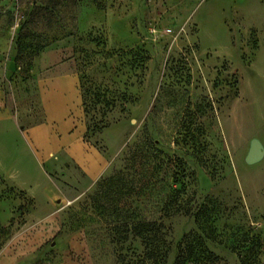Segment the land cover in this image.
I'll use <instances>...</instances> for the list:
<instances>
[{
    "label": "rangeland",
    "instance_id": "obj_1",
    "mask_svg": "<svg viewBox=\"0 0 264 264\" xmlns=\"http://www.w3.org/2000/svg\"><path fill=\"white\" fill-rule=\"evenodd\" d=\"M47 75L75 78L92 176L26 145ZM0 86V264H152L131 233L145 222L165 264L186 247L264 264V157L246 161L252 140L264 156V0H0ZM147 142L182 161L174 208L125 194Z\"/></svg>",
    "mask_w": 264,
    "mask_h": 264
},
{
    "label": "crops",
    "instance_id": "obj_2",
    "mask_svg": "<svg viewBox=\"0 0 264 264\" xmlns=\"http://www.w3.org/2000/svg\"><path fill=\"white\" fill-rule=\"evenodd\" d=\"M47 76L38 83L45 122L23 133L26 145L45 159L57 152L66 151L76 163L86 166V171L92 176L101 158L93 148L83 143V126L77 127L75 116L79 117L80 109L75 78L70 75ZM2 90L0 86V119L6 117L8 120L12 111Z\"/></svg>",
    "mask_w": 264,
    "mask_h": 264
},
{
    "label": "trees",
    "instance_id": "obj_3",
    "mask_svg": "<svg viewBox=\"0 0 264 264\" xmlns=\"http://www.w3.org/2000/svg\"><path fill=\"white\" fill-rule=\"evenodd\" d=\"M83 92V104H84V95ZM85 108V104H84ZM85 114L86 108L84 109ZM88 130V129H87ZM150 139V138H149ZM146 151L143 149H139L135 154H133L128 161H130L131 165L135 164L136 160H138V164L141 168V179H140V187L139 192L134 193L133 189H127L126 196L131 195H142V196H149L152 193L157 194L158 196L160 194H167L165 196L166 200L164 205V210L168 209L169 207L174 208L175 204L174 200L175 198L180 194V190H176L170 185L169 177L173 178V183H176L179 181V179H186L187 176L181 169L182 161L171 159L165 154H163L162 151L156 148L155 145H152L150 142L146 143ZM160 174H163V179L160 178ZM171 174V176H170ZM105 181H102L101 183L106 184ZM180 212L184 214H189L190 209L189 205H180L179 207H176V209L172 212L173 214H179ZM201 213V211H200ZM171 215V214H169ZM168 216V215H167ZM204 221L206 219L204 216H201ZM161 225H157L154 222H145L143 224H137L134 227H131V233L134 234L135 237H139L143 240L144 246L147 249L146 252V259L152 264H165L164 260L166 258V253L163 254V256H158V253L155 250V240L157 238L158 233V227ZM206 251V252H205ZM196 250L194 248L186 247L185 249H182V251L178 252L175 263L174 264H200V261L203 262L211 261L212 254L210 252H207V250Z\"/></svg>",
    "mask_w": 264,
    "mask_h": 264
},
{
    "label": "water",
    "instance_id": "obj_4",
    "mask_svg": "<svg viewBox=\"0 0 264 264\" xmlns=\"http://www.w3.org/2000/svg\"><path fill=\"white\" fill-rule=\"evenodd\" d=\"M263 157H264L263 147L261 143L258 142L257 140H252L250 149L247 154V159H246L247 163L252 164V163L259 162L263 159Z\"/></svg>",
    "mask_w": 264,
    "mask_h": 264
}]
</instances>
